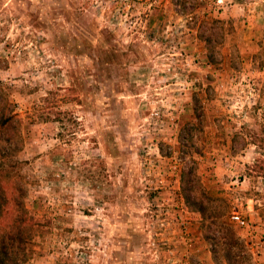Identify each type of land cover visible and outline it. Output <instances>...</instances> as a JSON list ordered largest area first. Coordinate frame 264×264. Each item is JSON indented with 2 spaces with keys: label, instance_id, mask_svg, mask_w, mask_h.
Segmentation results:
<instances>
[{
  "label": "rangeland",
  "instance_id": "obj_1",
  "mask_svg": "<svg viewBox=\"0 0 264 264\" xmlns=\"http://www.w3.org/2000/svg\"><path fill=\"white\" fill-rule=\"evenodd\" d=\"M177 4L0 0L24 264H224L222 221L264 264V0Z\"/></svg>",
  "mask_w": 264,
  "mask_h": 264
},
{
  "label": "trees",
  "instance_id": "obj_2",
  "mask_svg": "<svg viewBox=\"0 0 264 264\" xmlns=\"http://www.w3.org/2000/svg\"><path fill=\"white\" fill-rule=\"evenodd\" d=\"M185 1L187 0H178L180 7H184ZM192 1L198 4L200 0ZM206 48L208 49V46ZM4 104L3 111L6 110L8 102L5 100ZM17 124L18 120L14 115L4 112V115L0 116L2 133L14 129V125L16 127ZM2 142L3 145L0 147V264H24L32 255L33 250L30 246L33 244L34 234L40 228V224L29 214L24 204L25 189L15 172L19 165L18 161L14 160L16 151L12 148L9 139H3ZM258 170L264 175L262 167L259 166ZM191 192V187L187 184L182 185V200L186 205L198 206L197 211L201 213L202 204L194 200ZM205 228L208 230V226ZM219 228L221 230L219 236L210 235L209 231L204 233L212 260L214 262L221 260L224 264H252L244 242L232 227L222 221Z\"/></svg>",
  "mask_w": 264,
  "mask_h": 264
},
{
  "label": "built area",
  "instance_id": "obj_3",
  "mask_svg": "<svg viewBox=\"0 0 264 264\" xmlns=\"http://www.w3.org/2000/svg\"><path fill=\"white\" fill-rule=\"evenodd\" d=\"M230 219L233 221V222H235V223H237V224H239V225H242L243 224V222H242V220L240 219V217L237 215V213H235V212H232L231 213V215H230Z\"/></svg>",
  "mask_w": 264,
  "mask_h": 264
}]
</instances>
